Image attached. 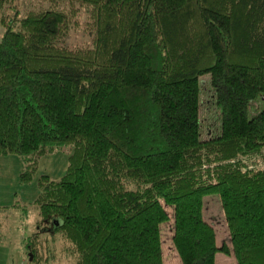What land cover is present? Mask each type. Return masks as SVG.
<instances>
[{
	"label": "trees",
	"instance_id": "1",
	"mask_svg": "<svg viewBox=\"0 0 264 264\" xmlns=\"http://www.w3.org/2000/svg\"><path fill=\"white\" fill-rule=\"evenodd\" d=\"M45 1L0 0V153L30 181L42 154L74 146L40 180L45 231L76 264H165L172 218L183 263L218 264L231 249L204 215L218 193L235 264H264V106L249 109L264 98V0ZM206 72L221 132L201 138Z\"/></svg>",
	"mask_w": 264,
	"mask_h": 264
},
{
	"label": "rangeland",
	"instance_id": "2",
	"mask_svg": "<svg viewBox=\"0 0 264 264\" xmlns=\"http://www.w3.org/2000/svg\"><path fill=\"white\" fill-rule=\"evenodd\" d=\"M44 2L47 1L15 0L23 13L28 8L40 7ZM81 37L86 38L83 34H75L72 40ZM200 84V136L208 138L221 132V108L215 101L210 72L200 76ZM263 106L264 98L252 100L250 115H255ZM73 150L74 146L70 143L42 154L30 181H23L20 177L25 163L18 152L0 153V264H76L78 252L72 242L60 232L51 234L48 229L45 231V221L37 204L42 175L47 173L53 179L60 178L69 167ZM204 215L215 226L217 242H226L231 249L230 254L217 253L218 264H235L231 235L218 193L204 196ZM172 233L171 218L161 224L164 262L184 264L173 243Z\"/></svg>",
	"mask_w": 264,
	"mask_h": 264
}]
</instances>
